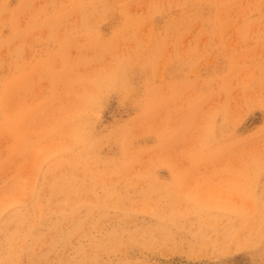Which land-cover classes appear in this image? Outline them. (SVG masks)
I'll return each instance as SVG.
<instances>
[{
	"label": "rangeland",
	"instance_id": "rangeland-1",
	"mask_svg": "<svg viewBox=\"0 0 264 264\" xmlns=\"http://www.w3.org/2000/svg\"><path fill=\"white\" fill-rule=\"evenodd\" d=\"M0 264H264V0H0Z\"/></svg>",
	"mask_w": 264,
	"mask_h": 264
}]
</instances>
